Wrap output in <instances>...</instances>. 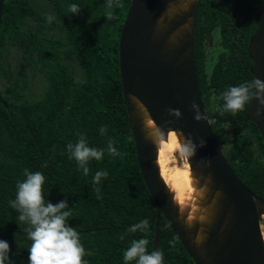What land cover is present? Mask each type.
Masks as SVG:
<instances>
[{
  "label": "trees",
  "instance_id": "trees-1",
  "mask_svg": "<svg viewBox=\"0 0 264 264\" xmlns=\"http://www.w3.org/2000/svg\"><path fill=\"white\" fill-rule=\"evenodd\" d=\"M45 1L40 11L30 0H3L0 77L11 81L3 59L15 51L26 64L38 67L46 89L41 98L27 100L17 91L25 84L16 86L12 81L0 88V240L10 245L14 264H28L31 242L26 239V225L17 220L19 213L9 201L16 197L17 181L25 179L24 169L39 171L45 176V198L53 204L67 199L72 211L69 224L79 233L88 264H124L123 253L131 241L143 237L126 230L143 219L149 220L146 238L152 251L156 213L137 164L118 67L120 31L131 0H120L123 6L112 9L111 21L104 17L105 0ZM262 1L197 0L193 54L197 86L213 133L240 181L264 201V141L248 118L249 102L236 115L220 114L222 93L254 80L248 47ZM71 4L80 6L79 14L69 13ZM48 16L54 18L50 24ZM215 27L225 51L207 77L203 45ZM73 63L82 71L78 80ZM101 126H107L103 136ZM78 133L86 135L90 147L105 150L101 161H90L87 176L67 152ZM108 138L122 155L108 154ZM97 171L108 173L99 185L93 184ZM159 251L164 264H195L163 216Z\"/></svg>",
  "mask_w": 264,
  "mask_h": 264
},
{
  "label": "water",
  "instance_id": "water-1",
  "mask_svg": "<svg viewBox=\"0 0 264 264\" xmlns=\"http://www.w3.org/2000/svg\"><path fill=\"white\" fill-rule=\"evenodd\" d=\"M196 5L197 0H131L120 31L118 67L128 125L139 171L156 208L152 251H159L163 216L195 264H264L260 228L264 201L232 169L197 86L193 54ZM2 7L0 0V23ZM248 51L253 79L263 80L264 0ZM193 102L205 119H195ZM260 107L253 89L248 118L264 141V114L256 115ZM169 108L179 109L181 118L169 115ZM147 120L155 127H149ZM169 131L179 134L181 144L190 138L197 146L195 155L187 157L195 183L194 200L185 207L174 200L156 163L158 141ZM201 140L205 141L203 147Z\"/></svg>",
  "mask_w": 264,
  "mask_h": 264
},
{
  "label": "clouds",
  "instance_id": "clouds-1",
  "mask_svg": "<svg viewBox=\"0 0 264 264\" xmlns=\"http://www.w3.org/2000/svg\"><path fill=\"white\" fill-rule=\"evenodd\" d=\"M120 0H105V15L107 21L115 19L112 9L114 7H122ZM71 15L79 14L81 8L77 4H71L68 7ZM47 22L50 24L54 19L48 16ZM255 89L259 104L262 106L257 109L256 115L264 114V80H253L245 82L238 86H232L226 89L221 98L224 101L220 114L230 112L236 115L245 108V105L251 98L252 90ZM195 111V119L200 121L205 119L200 114L199 105L195 102L191 105ZM168 113L177 119L181 118L182 113L179 109H168ZM100 134L103 136L107 132V126H101ZM78 140L75 144L67 145L69 159H74L79 169H82L85 176L89 173L90 161H101L105 155V150L102 148L90 147L86 135L78 133ZM162 137L163 134L160 133ZM182 136V133H181ZM115 141L108 138L107 152L111 156L122 155L114 147ZM205 144L204 140L200 141V147ZM197 146L190 138H186L180 146V155L182 157H192L195 155ZM47 162L42 164V167H47ZM25 177L22 181H17L16 197L9 201V206L15 209L19 215L17 220L20 224L26 225L24 231L26 239L30 241L28 248L29 257L28 264H88L84 259L85 249L80 242L79 233L75 227L70 226L69 218L72 216L71 208L68 205L67 199L61 200L56 204L48 201L45 198L43 185L45 176L42 172H31L24 169ZM106 171H97L93 178V184L99 185L102 178H107ZM99 194V187L95 188ZM100 196L97 195V199ZM150 230L148 219H143L139 223L133 224L126 230V233L143 234L140 239H133L130 246L123 253L124 264H164V254L161 251H149L150 243L147 239V234ZM120 239H124L121 235ZM200 238L197 237V243ZM170 245H174V241H169ZM10 245L4 240H0V264H14L10 258Z\"/></svg>",
  "mask_w": 264,
  "mask_h": 264
},
{
  "label": "rangeland",
  "instance_id": "rangeland-1",
  "mask_svg": "<svg viewBox=\"0 0 264 264\" xmlns=\"http://www.w3.org/2000/svg\"><path fill=\"white\" fill-rule=\"evenodd\" d=\"M36 9L42 10V6L46 5L45 0H30ZM34 23V21H32ZM204 71L207 77L210 76L211 70L215 62L217 61L218 55L225 50L220 45V34L219 28L215 27L208 37L204 40ZM3 63L5 64L6 70H9L11 81L6 80L4 75L0 77V88L4 89L6 86H9L12 81L17 85L25 84V87L20 89L18 86L17 91H21L22 97L27 100H37L42 97L45 89H46V80L42 75V72L39 71L38 67L34 68L30 64H26L21 56L17 54V52L13 51L10 54H5ZM25 71V75L19 77L18 73L21 70ZM72 69L74 71L76 80L82 78V71L78 65V63L72 64ZM215 101L214 97L211 98V106L214 107ZM180 156V157H179ZM257 156V153H256ZM181 162V163H180ZM187 163V157H182L181 155L177 156L174 154L173 160L167 163V167L172 169L174 166H178L182 163ZM176 164V165H175ZM191 173V172H190ZM194 199V198H193ZM192 199V200H193ZM191 200V201H192ZM188 201L186 206L191 203ZM260 228H262V232L264 234V219L260 218Z\"/></svg>",
  "mask_w": 264,
  "mask_h": 264
},
{
  "label": "bare ground",
  "instance_id": "bare-ground-1",
  "mask_svg": "<svg viewBox=\"0 0 264 264\" xmlns=\"http://www.w3.org/2000/svg\"><path fill=\"white\" fill-rule=\"evenodd\" d=\"M146 123L151 128L155 127L151 120H147ZM180 146L181 140L179 138V134L175 131H169L166 138H161L158 141L156 163L159 166L162 179L173 193L174 200L178 202L180 207H185L186 203L193 199L194 194L195 181L191 176L189 165L188 163L183 162L178 166H174L172 169H169L167 167V163H169L170 160H173L175 153L180 155ZM193 210L190 212V214L193 212ZM190 214L188 217L189 219L192 217V215ZM262 218L264 219V215L262 216ZM262 236L264 240L263 232Z\"/></svg>",
  "mask_w": 264,
  "mask_h": 264
}]
</instances>
